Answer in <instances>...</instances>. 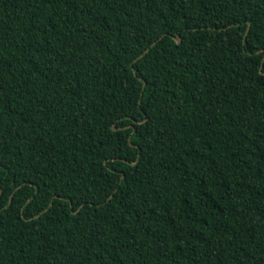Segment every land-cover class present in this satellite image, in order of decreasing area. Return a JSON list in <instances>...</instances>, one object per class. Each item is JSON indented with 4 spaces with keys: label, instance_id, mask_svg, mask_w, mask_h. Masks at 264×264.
Masks as SVG:
<instances>
[{
    "label": "trees",
    "instance_id": "trees-1",
    "mask_svg": "<svg viewBox=\"0 0 264 264\" xmlns=\"http://www.w3.org/2000/svg\"><path fill=\"white\" fill-rule=\"evenodd\" d=\"M0 264H264V0H0Z\"/></svg>",
    "mask_w": 264,
    "mask_h": 264
},
{
    "label": "water",
    "instance_id": "water-1",
    "mask_svg": "<svg viewBox=\"0 0 264 264\" xmlns=\"http://www.w3.org/2000/svg\"><path fill=\"white\" fill-rule=\"evenodd\" d=\"M175 39H176V42H180V40H181L180 36H177ZM134 74H136L135 71H134ZM144 84H145V82L143 81V86H144ZM113 129H115V128L113 127Z\"/></svg>",
    "mask_w": 264,
    "mask_h": 264
}]
</instances>
